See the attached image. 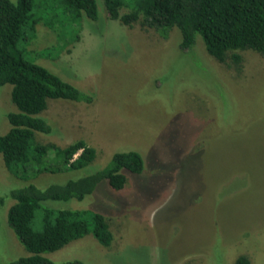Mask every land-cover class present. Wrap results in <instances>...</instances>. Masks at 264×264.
<instances>
[{
    "label": "rangeland",
    "instance_id": "374dc122",
    "mask_svg": "<svg viewBox=\"0 0 264 264\" xmlns=\"http://www.w3.org/2000/svg\"><path fill=\"white\" fill-rule=\"evenodd\" d=\"M95 1L96 20L83 13L72 20L55 7L19 44L26 59L93 95L89 104L49 100L41 116L51 132L34 140L64 147L81 139L95 158L83 169L23 181L0 155V264L29 255L6 223L11 190L63 184L124 151L138 152L143 170L124 172L120 191L101 181L81 201L43 204L102 214L110 245L89 234L43 256L55 264H234L244 255L264 264V55L244 50L237 67L219 63L199 35L181 50L176 28L166 38L127 28ZM41 5L33 4L36 17ZM10 91L0 86V136L15 109Z\"/></svg>",
    "mask_w": 264,
    "mask_h": 264
},
{
    "label": "trees",
    "instance_id": "16d2710c",
    "mask_svg": "<svg viewBox=\"0 0 264 264\" xmlns=\"http://www.w3.org/2000/svg\"><path fill=\"white\" fill-rule=\"evenodd\" d=\"M35 1L42 2L41 16L36 17L33 13ZM40 1L0 0V86L11 85L10 100L15 106L13 111L5 114L9 129L0 136V155L7 172L23 181L43 172L83 169L95 158V149L81 139L64 147L34 140L36 132H51L50 125L41 116L49 100L89 104L93 95L26 59L19 44L32 39L36 23L41 19L47 21L49 18L44 15L52 13L55 7L61 16L72 20L82 13L88 19L96 20V1ZM103 2L109 18L127 28L138 25L142 30H153L161 38H166L169 31L176 28L181 35V50L190 48L199 35L207 54L219 63L227 65V60H230L237 67L241 61L238 52L244 50L264 55V0ZM122 7L129 10L120 14ZM142 170L143 160L138 152H115L102 168L91 174L43 189L27 183L11 190L9 198L13 203L7 209L6 223L29 255L10 264H55L43 254L54 252L89 234L99 245L108 247L112 234L102 214L86 209H53L43 204L47 200L81 201L101 181L120 191L126 181L124 172L140 174ZM67 264L82 263L73 260ZM234 264H249V260L239 255Z\"/></svg>",
    "mask_w": 264,
    "mask_h": 264
}]
</instances>
